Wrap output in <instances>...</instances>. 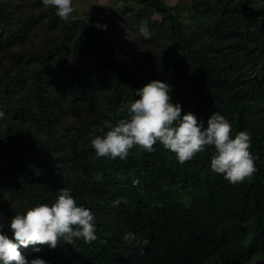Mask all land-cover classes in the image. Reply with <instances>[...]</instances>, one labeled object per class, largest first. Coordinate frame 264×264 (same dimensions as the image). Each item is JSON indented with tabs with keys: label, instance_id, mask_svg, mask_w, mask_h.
Here are the masks:
<instances>
[{
	"label": "trees",
	"instance_id": "obj_1",
	"mask_svg": "<svg viewBox=\"0 0 264 264\" xmlns=\"http://www.w3.org/2000/svg\"><path fill=\"white\" fill-rule=\"evenodd\" d=\"M20 1H0V51L8 52L0 57V69L5 70L0 77V109L18 119V124L10 123L26 130L30 141L23 143L22 137L1 131L0 157L5 156V162L0 160V226H9L17 213L37 204L51 205L59 189L69 188L70 183L78 205L92 212L99 207L95 241L68 244L61 239L55 248L19 246L22 255L48 264H245L264 254L263 81L247 87L245 81L238 83L229 75L235 69L201 55L175 6L164 0H121L126 4L123 13L130 14L138 3L152 8L170 26L169 53L180 52L183 58V70L179 68L170 81L173 103L181 104V115L198 109L206 125L216 111L231 122L233 135L247 130L256 171L242 182L230 183L210 169L215 153L211 145L183 163L159 143L152 152L133 146L124 160L97 157L91 134L103 135L120 119L129 118L127 107L139 98L135 92L144 81L133 75L130 65L107 54L106 47L100 48L82 20H62L50 9L30 21L15 5ZM249 4L250 0H224L205 6L201 11L210 16L206 29L223 37L237 31L250 35L253 27L261 32V39L264 19L248 16ZM57 27L61 32L44 48L40 38L32 36L40 29ZM34 44L32 51L28 45ZM165 64L163 81L168 82L169 61ZM100 68H107L106 92L98 93L95 72ZM192 69L200 72L201 80L183 75ZM231 82L238 85L221 90ZM87 111L93 122L83 141L73 132L75 125L63 134L55 129L65 113L80 117ZM56 138L60 139L53 143ZM38 146L47 152L35 155ZM134 178L140 185L133 186ZM117 198L126 202L113 207ZM250 214L255 216L254 228L244 225ZM126 231L136 233L137 239L125 242Z\"/></svg>",
	"mask_w": 264,
	"mask_h": 264
},
{
	"label": "clouds",
	"instance_id": "obj_2",
	"mask_svg": "<svg viewBox=\"0 0 264 264\" xmlns=\"http://www.w3.org/2000/svg\"><path fill=\"white\" fill-rule=\"evenodd\" d=\"M41 3L44 7H53L62 20L68 19L74 11L73 0H41ZM95 26L107 29V24L97 22ZM140 32L145 40L150 38L146 25ZM172 88L167 82L151 80L137 89L135 95L139 98L127 107L129 118L120 119L103 135H96L91 140L95 155L124 160L133 146L152 152L153 146L159 143L183 163L211 145L215 149L210 160V169L214 173L223 174L233 184L251 177L256 167L249 150L250 133L240 130L233 135L231 122L216 111L208 117L206 126L205 121L198 120L194 113L181 115V104L171 100ZM4 118L6 113L0 109V119ZM132 184L140 185L139 178H134ZM121 202L126 201L117 198L112 201V206L117 207ZM96 225L95 213L78 205L70 188L62 187L51 205L37 204L11 218L12 238L0 226V264H48L42 258L28 260L18 250L19 246L47 244L55 248L61 239L68 244L81 239L91 243L97 238ZM122 239L131 243L137 239V234L126 231Z\"/></svg>",
	"mask_w": 264,
	"mask_h": 264
},
{
	"label": "rangeland",
	"instance_id": "obj_3",
	"mask_svg": "<svg viewBox=\"0 0 264 264\" xmlns=\"http://www.w3.org/2000/svg\"><path fill=\"white\" fill-rule=\"evenodd\" d=\"M0 1L2 2V0ZM164 1L168 5L175 6L176 9L179 10L185 32L190 36V40L201 55H205L212 62L219 61L222 64H227L231 69H235L229 75L234 77L238 83H243V81H245V86L248 87L253 85L256 81L262 80L264 85V37L259 39L258 35L261 33L259 30L252 27L250 35L245 36L237 31L226 33L228 35L224 34L223 37H218L215 36L216 32L206 29L210 16L201 10H203L205 6L216 5L224 0ZM228 1L236 2L238 0ZM15 5H19L18 9H21L24 17L30 19V21H32V17L37 18L36 14L49 12L50 9L54 10L51 6L44 7L41 0H23ZM125 5V2L121 0H73L74 11L70 14L68 19L82 20L83 23H81V25L87 29L90 38L93 41L96 40L95 42L100 48L106 47L107 54L114 56L118 61L130 65L128 69L132 71L133 75L142 79L144 84L151 80L163 81L164 67L166 65L165 62L169 61V65L165 68V72L169 76L167 78V83L172 85L173 82H170L171 78H173L176 75L177 70L181 68L183 58L180 52L169 53V45L171 42L170 26L154 13L152 8L143 7L138 3H134L135 11L133 10L129 14L126 12L123 13L122 8ZM107 6L111 8V14L107 18H102V15H104L103 17H106L110 13H104L106 12L104 8ZM240 15H243L242 17H244V12H241ZM247 15H258V19H264V0H250ZM97 22L100 24H107V29H98L95 26ZM143 25H146L151 33L150 38L147 40L144 39L140 32V28ZM43 26L44 24L40 22V28ZM47 29H50L49 26H47ZM48 30L40 29L33 32L32 36L34 38H40L42 48H44L52 36H56L57 32H61V27H57L56 30ZM28 46L32 51L36 49L35 44L33 46ZM22 47L23 46L17 48L16 46H12V49L18 50ZM3 53L7 56L6 53L8 52L3 51ZM3 53L1 55L0 51V57H5L3 56ZM102 66L106 67L104 65ZM3 73H5V70L3 71L0 69V77H2ZM105 73H107V68H100L95 72V77L98 82V93L100 91L106 92V86L103 84V76ZM185 74H187L190 79L195 76L200 80L202 79V75L197 69H192L189 72L184 71L183 75ZM1 79L3 78H0V80ZM225 84H227V86L221 90L230 89L232 84L236 85L237 83L235 84L231 82ZM219 87L222 86L219 85ZM174 97L175 95H173L172 90V102ZM58 103H62L61 97L60 100H58ZM189 112L194 113L198 120L203 119V114L200 113L198 109L195 110V108H192ZM69 114L70 113H65L61 117V120L57 121L55 129L60 130L63 134L64 129H68L70 126L75 125L73 132L77 133V138H80L81 140L88 138V127L93 122V120H91L92 114L88 115V111L84 116L80 115V117ZM11 120L18 124V119H14L13 115H6V118L0 119V134H3L1 131L8 130L15 136L22 137V142L27 144L30 141V136L27 134L26 130L21 129L19 125H12L10 123ZM257 120L259 121V119ZM94 124L95 122L93 125ZM94 134L95 132L91 134V137L94 138L98 135ZM59 139L60 138H56L53 143H57ZM46 152V149L38 146L35 155L40 156ZM4 158L5 156L0 157L1 162H5ZM208 165L210 164L208 163ZM85 180L86 179L78 182L79 185L82 186L81 184H84ZM197 184L200 185L201 181H198ZM68 187L73 191L71 183ZM197 191L199 192V190ZM233 199H237V196L231 198V200ZM98 210L99 207L95 212ZM254 219V215H248L244 225L254 228ZM2 230L10 237L12 236V230L9 226H2ZM245 264H264V254H256Z\"/></svg>",
	"mask_w": 264,
	"mask_h": 264
},
{
	"label": "built area",
	"instance_id": "obj_4",
	"mask_svg": "<svg viewBox=\"0 0 264 264\" xmlns=\"http://www.w3.org/2000/svg\"><path fill=\"white\" fill-rule=\"evenodd\" d=\"M104 10H106V12H104L105 14H108L110 12V7H105ZM104 16V15H103Z\"/></svg>",
	"mask_w": 264,
	"mask_h": 264
}]
</instances>
